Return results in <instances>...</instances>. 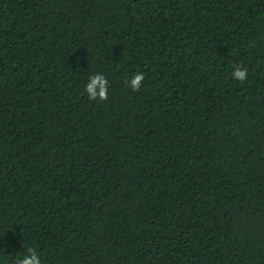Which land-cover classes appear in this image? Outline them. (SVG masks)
Returning <instances> with one entry per match:
<instances>
[{
  "label": "trees",
  "instance_id": "1",
  "mask_svg": "<svg viewBox=\"0 0 264 264\" xmlns=\"http://www.w3.org/2000/svg\"><path fill=\"white\" fill-rule=\"evenodd\" d=\"M29 247L264 264V0H0V264Z\"/></svg>",
  "mask_w": 264,
  "mask_h": 264
},
{
  "label": "clouds",
  "instance_id": "2",
  "mask_svg": "<svg viewBox=\"0 0 264 264\" xmlns=\"http://www.w3.org/2000/svg\"><path fill=\"white\" fill-rule=\"evenodd\" d=\"M232 77L241 82L247 79V69L242 66H236L232 72ZM145 80V75L142 72L135 74L130 81H126L133 91H139ZM90 100H107L109 93V80L102 73H96L89 77V81L85 88ZM15 264H42L38 251L34 247L27 249V254L22 258L18 257Z\"/></svg>",
  "mask_w": 264,
  "mask_h": 264
}]
</instances>
